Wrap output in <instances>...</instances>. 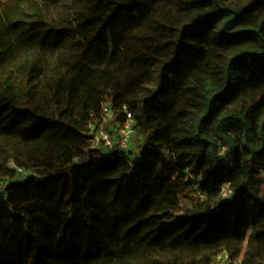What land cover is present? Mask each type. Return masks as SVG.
Wrapping results in <instances>:
<instances>
[{"label":"trees","instance_id":"obj_1","mask_svg":"<svg viewBox=\"0 0 264 264\" xmlns=\"http://www.w3.org/2000/svg\"><path fill=\"white\" fill-rule=\"evenodd\" d=\"M249 8L241 6L240 0H194L186 5L194 24L224 18L222 38H255L264 45V18L245 19ZM72 9L67 25L49 23L41 8L32 22L26 11H21L22 19L7 16L4 20L0 13V167L5 176L12 161L38 169L23 182L14 181L16 173H10L12 181L0 197V236L9 232L16 237V223L22 221L27 230L37 229L53 243L55 264H96L113 257L119 264H129L135 247L144 245L139 240L151 239L155 246L169 250L220 243L230 249L226 243H243L251 226L261 236L264 229L257 228H264V177L259 173V167L264 168V47L237 53L220 72L204 78L193 75L175 101L163 97L166 91L161 85L151 96L129 104L138 129L150 136L154 149L173 144L179 157L194 165L195 173L201 171L200 186L208 197H218L222 185L231 183L234 195L219 210L193 200L194 211L174 222L180 200H189L191 186L182 177L173 179L175 169L158 151L145 148L133 161V152L117 147L112 155L97 160L92 151L84 154L81 141L90 132L89 122L99 119L103 103L120 107L126 102L122 77L128 73L129 56L124 61L112 55L114 67L105 63L110 34L117 37L115 49L123 46L116 23L124 24L128 38L129 22L122 18L131 13L140 15L146 26L181 32L179 38L166 41L154 38L155 44L149 46L152 56L175 48L169 63L163 64L174 68L177 76L187 60L188 44L182 39L194 28L187 23H163L152 0H76ZM244 23L250 25L240 28ZM9 36L14 37L13 43ZM71 38L79 43L69 46ZM93 41L99 44L93 47ZM79 46L86 49L80 51ZM47 50L59 53L58 66L49 67L43 60L41 51ZM97 57L100 66L94 68L89 62ZM15 60H19L17 66ZM246 79L244 109L231 110L240 91L234 85ZM233 131L247 139L246 150L240 151ZM221 143L228 146L224 155L219 152ZM32 180H38L41 188L55 186L65 192L59 215L25 212L19 197ZM247 198L251 207L246 205ZM248 246L249 257L241 264H261L258 244L251 239ZM241 252L237 247L230 264ZM18 255L12 246L0 244V264H22ZM177 260L154 257L138 264H182ZM212 263L209 257L189 264Z\"/></svg>","mask_w":264,"mask_h":264},{"label":"rangeland","instance_id":"obj_2","mask_svg":"<svg viewBox=\"0 0 264 264\" xmlns=\"http://www.w3.org/2000/svg\"><path fill=\"white\" fill-rule=\"evenodd\" d=\"M192 1L194 0H152L153 5H157L159 9L163 23L171 24L173 22L179 25L187 23L194 28V30L189 29L185 36V40L182 39L188 46H186L184 53V58L187 60L185 62L182 61V65L178 68V70H181L180 76L175 75L174 68H165L166 65L163 64L165 61L169 63V57L175 50L174 47L163 50L159 56H152L153 53L149 46L155 44V41L152 40L154 38L166 41L171 38H179L182 35L181 32L167 33L155 24L154 27L146 26L144 22L141 21L140 15L131 13L129 17L124 16L122 18L126 20V23L129 22L128 38L125 35L126 31L124 24H122V22L116 23V32L119 35L118 39H121L123 46L120 47V50L115 49L114 40L117 39V37L116 35L110 34L107 38L110 44H105L108 49V59H106L107 61L105 63L107 65L109 64L110 67H114L116 64L114 60L115 55H120L124 61H128L126 57L129 56V68L126 70L129 77L125 73L122 77L123 96L126 102L120 107H116L112 102L103 103L99 110V119L89 122L88 127L90 132L88 136L81 141L84 154L87 155L92 151V157L97 160L103 159L104 155H112L117 147L121 151L133 152V161L138 160L140 152L145 148L151 151H158L161 157L166 160L167 165L175 169L173 179L176 180V178L182 177L184 182L191 186L186 195V198L189 199L188 201L190 202L183 199L180 200L179 208L174 214V222L194 211L193 204L191 203L193 200L200 203L208 202L215 211L219 210L221 204L230 200L234 195L231 183L222 185L218 197H208L207 193L203 191L200 186V181L202 179L201 171L195 173L194 165L181 159L173 144L162 146L158 150L154 149L150 136L145 135L138 129V120L134 112L130 110L129 104L132 101L136 102L151 96L162 87L161 85L165 87L166 91L163 97L167 100L175 101L178 99L177 92L180 93V91L184 89V86H188V80L194 79L193 75L204 78L214 71L220 72L222 71L221 69L229 66L231 58L237 53L247 48L263 49L264 47L263 43L255 38L247 40L241 39V37L229 40L222 38L220 31L224 18L211 20L206 23L194 24L186 9V5ZM254 1L256 0H240V5L245 7L250 6L245 19L253 17V19L259 22L264 18V0L253 4ZM75 3L76 0H56L53 3H47L44 0H0V13L4 16V20L7 19V16H11L14 19H22L24 17L21 16V11H26L30 15L28 21L32 22L38 19L37 13L41 8L45 12L44 15H46L49 23L66 24L68 23V19L72 18L74 13L72 8ZM246 22L249 21L247 20ZM249 25V23H244L240 28L248 27ZM143 28L145 31L142 30ZM94 33L96 34L97 31L95 30ZM132 36H134V38H132ZM8 38L12 43L14 42L13 36H9ZM78 43L79 39L71 38L69 46ZM98 44V41L92 42V45H94L93 47ZM84 49H86L85 46H79L80 51ZM200 51L204 52L203 56H199ZM41 53L43 60L49 67L58 66L59 53L57 51L47 50L41 51ZM112 55L114 56L112 57ZM137 58H140V60L130 64L133 62V59ZM70 59H73V57L70 56ZM14 63L15 66H17L19 60H15ZM89 64L94 68L100 66L99 58L97 57L95 61L89 62ZM106 64L103 63V65ZM130 82H133V84H129ZM247 82L246 79L236 82L235 85L233 84L234 87H240V91L238 100H235L230 106L231 110L241 111L244 109L242 107V101L245 92L242 91V88L246 86ZM188 96L192 95L188 94ZM126 111H131L132 113L130 124L133 129V134L128 147L122 149L119 146V142L123 126L127 122ZM102 133L109 135L112 146H105L101 139ZM232 136L236 138V143L240 151L247 149L248 141L242 134L238 131H233ZM227 151V144L221 143L219 145L220 154L224 155ZM229 161H232V157L229 158ZM28 165V167H25L19 166L14 161L10 162L8 165V176H5L0 167V197L4 194L7 185L12 181V179H10V173L12 171L16 173V179H14L16 182L26 181L28 178L32 177V175H36L35 172L38 171V169H36L37 167L31 163ZM261 167H259V173L260 176L264 177V168L263 166ZM65 196V192L60 187L41 188L38 185V180H32L31 185L26 186L25 191L20 195L19 203L24 208L25 212L29 214L36 215L44 213L46 215H59L62 210ZM260 197H263V190L260 193ZM252 204V201L247 198V207H251ZM258 207L259 206H257V208ZM16 229V237L9 232L1 234L0 244L4 247L12 246L16 253L19 254V259L23 262L22 264H55L53 243L45 240L40 231L37 229L27 230L22 221L16 223ZM162 234L165 235L167 240L170 239L169 233L163 231ZM257 235L258 230H255L253 226H251L247 232L245 241L239 243V246L233 242L226 243L230 245V249L224 247V243H220L205 248L186 247L179 250H169L167 248L155 246L151 239L149 242L148 240H139V244L144 245L138 246V248L137 246L135 247V258L128 261V263L138 264L143 261L148 262L151 258L157 257L158 259L171 258L173 260L176 258L179 263L189 264L190 262H205L209 257H212V264H230L232 263L231 256L236 252V248L240 247L242 252L238 260L234 261L233 264H241L246 255L249 257L248 243L251 239H254L255 243L258 244L256 250H258L259 258H257V262L264 264V232L261 236ZM16 238H18L19 243L16 242ZM249 260L253 261L254 259L250 257ZM119 263L120 260L114 257L113 259L107 258L96 262V264ZM18 264L21 263L18 261Z\"/></svg>","mask_w":264,"mask_h":264},{"label":"built area","instance_id":"obj_3","mask_svg":"<svg viewBox=\"0 0 264 264\" xmlns=\"http://www.w3.org/2000/svg\"><path fill=\"white\" fill-rule=\"evenodd\" d=\"M126 116H127V122L123 126V129H122L121 135H120V142H119V146L122 149H125L128 147V145L130 144L131 136L133 134V129H132L131 124H130L131 118H132L131 111H126ZM101 139L104 142L105 146H107V147L112 146V142H111V139H110L108 134L102 133Z\"/></svg>","mask_w":264,"mask_h":264}]
</instances>
